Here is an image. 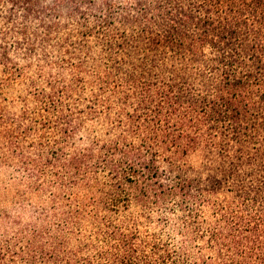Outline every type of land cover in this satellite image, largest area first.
<instances>
[{"label": "trees", "instance_id": "trees-1", "mask_svg": "<svg viewBox=\"0 0 264 264\" xmlns=\"http://www.w3.org/2000/svg\"><path fill=\"white\" fill-rule=\"evenodd\" d=\"M2 1L0 264H264V0Z\"/></svg>", "mask_w": 264, "mask_h": 264}, {"label": "rangeland", "instance_id": "rangeland-1", "mask_svg": "<svg viewBox=\"0 0 264 264\" xmlns=\"http://www.w3.org/2000/svg\"><path fill=\"white\" fill-rule=\"evenodd\" d=\"M23 14H24V11H22V9L15 8L12 4H10L8 2L4 3L2 0H0V32L1 31H10L14 28L21 27L18 22H17L18 24L11 23V19L14 20L15 19L14 17L17 15V16H21V18H19V20L21 21ZM11 42L12 41H10V43L7 45V46H9L10 49L12 46ZM0 43H2L1 39H0ZM38 57L41 58V56H38ZM32 74H34V70H32L29 73V75H32ZM20 89H21V86H19V87L16 86V87H14V89L12 91L3 90V95L1 97L5 98L6 95L17 96V95L23 94V91ZM15 173H16V171L13 168H11L10 170H4V171L0 172V179L3 182L2 183L3 186L5 185L6 182H8L10 180L12 175ZM13 193H14V191H13Z\"/></svg>", "mask_w": 264, "mask_h": 264}]
</instances>
